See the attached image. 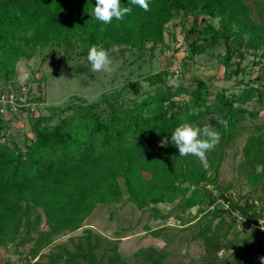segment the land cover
Wrapping results in <instances>:
<instances>
[{
	"label": "trees",
	"instance_id": "obj_1",
	"mask_svg": "<svg viewBox=\"0 0 264 264\" xmlns=\"http://www.w3.org/2000/svg\"><path fill=\"white\" fill-rule=\"evenodd\" d=\"M122 6L127 0H121ZM96 0H0V248L18 251L31 244L29 264H128L117 242L103 247V237L91 228L54 244L63 233L81 228L98 203H118L125 195L141 211L153 210L165 218L158 204L173 203L176 221L198 207L195 220L204 244L201 261L191 264H260L264 256V0H150V11L133 6L123 21L103 23L92 16ZM180 18L186 54L184 67L198 55L221 58L224 79L245 72L242 62L253 55L259 73L237 92H211L210 83L193 75L186 85L167 69L149 73V89L126 98L135 84L104 93L87 102L77 97L65 105L47 106L36 113L43 97L31 95L15 79L17 64L48 51L47 60L60 48L93 45L111 51L115 46L139 51L166 44L169 24ZM190 22L189 25L187 23ZM171 34L175 36L172 31ZM222 47L221 54L214 48ZM177 77L179 87L168 83ZM243 78L237 80L242 84ZM15 92L13 101L1 100L4 88ZM42 90V88H40ZM185 94L181 100L175 97ZM197 110L198 114H193ZM4 111L27 114L31 132L24 144L6 135ZM227 120V128L218 122ZM212 125L221 140L207 153V167L195 156H179L171 143L180 123ZM249 130L237 167L250 190L234 199L233 184L220 183L228 148ZM211 186V187H209ZM217 189L218 193H214ZM244 200V202H242ZM220 202V203H219ZM239 220L251 226L243 233ZM261 221V224H260ZM46 227H41L42 224ZM166 225L146 230L160 237ZM53 245L49 251L47 248ZM231 251L228 256L221 251ZM136 255L144 264H166L169 251L142 247Z\"/></svg>",
	"mask_w": 264,
	"mask_h": 264
},
{
	"label": "rangeland",
	"instance_id": "obj_2",
	"mask_svg": "<svg viewBox=\"0 0 264 264\" xmlns=\"http://www.w3.org/2000/svg\"><path fill=\"white\" fill-rule=\"evenodd\" d=\"M253 3V0H250ZM191 21L187 23L190 24ZM180 18L174 20L167 27L165 34L166 44L157 43L151 50H145L142 57L139 51L115 46L110 51V57L114 64V72L109 75L104 72H93L87 60V55L79 54L80 47L72 50L60 48L49 59H45L48 51L38 52L32 59H22L17 64V73L15 79L21 84L23 90L31 91V95H37L41 91L43 99L36 104V113H50L47 106L65 105L77 97L86 99L87 102L98 100L104 93L113 92L122 87L135 84L136 88L129 90L126 98L134 97L137 91L149 89L143 76L167 69L179 75L182 72L183 80L186 85H190L193 75H200L210 83L211 92L220 89H226L233 93L239 91L245 81L253 79L260 71L259 66L253 63V55H248L242 62L245 72L240 74L237 79H224V66L221 58L210 57L209 55H198L194 61H189L183 69L180 66V60L186 54L184 34L182 25H179ZM175 33V36L171 32ZM214 52L223 53L222 47L214 48ZM26 77V78H25ZM243 78L242 84L237 80ZM5 96L9 93L3 86ZM42 88V90H40ZM15 93V92H13ZM188 97L181 94L175 99L181 100ZM77 101V100H76ZM18 115L4 111V117L8 119L6 135L17 140L21 145L24 144V136L31 132L30 123L25 112H19ZM264 120V112L259 121ZM249 130L239 136L235 143L228 148L226 158L220 171V183L228 184L231 182L233 187L229 192L237 199L240 194L250 190L245 183V177L240 175L237 164L242 157V148L245 144ZM211 187V186H209ZM217 194V189H214ZM125 198L118 203H98L92 214L86 218L81 228L74 232L63 233L55 238L54 244L69 242V237H78L84 234V229L91 228L103 237L102 247L98 251L100 254L108 255L111 251H104L109 243L117 242L119 252L127 260L128 264H144L136 252L142 247L154 246L158 249L165 247L169 251L166 264H191L201 261L204 253V244L200 238H195L197 226L195 216H198L197 206L193 207L183 215L189 220L186 226H182L176 221L175 215L179 212L173 208V203H160L158 208L160 213L166 215L165 218L155 217L153 210L141 211L133 203L126 201ZM244 202V200L242 201ZM220 203V202H219ZM261 222V221H260ZM146 225L153 229L166 225L160 237H154L146 230ZM41 227H46L42 224ZM251 226L244 220H239L237 229L243 230L241 235L249 231ZM31 244H27L18 251L13 245L9 244L0 248V264H29L26 261L27 251ZM53 245L45 251H49ZM231 251H221L220 254L228 256Z\"/></svg>",
	"mask_w": 264,
	"mask_h": 264
},
{
	"label": "clouds",
	"instance_id": "obj_3",
	"mask_svg": "<svg viewBox=\"0 0 264 264\" xmlns=\"http://www.w3.org/2000/svg\"><path fill=\"white\" fill-rule=\"evenodd\" d=\"M133 6H137L145 12L151 10L150 0H127V4L124 6H122L121 0H96L91 13L96 20L107 24L111 23L113 19L123 21L126 16L132 14ZM87 60L93 72H104L109 75L114 72V62L110 57V51L105 49L102 44H93L89 48ZM168 83L174 87L180 86L177 77H169ZM193 114H198V111L193 110ZM218 123L224 128L228 126L227 120L222 119ZM220 140L221 133L214 126L200 127L192 122L180 123L171 135V143L178 148L179 156H195L205 167H207V153L213 151ZM258 259L260 264H264V256H260Z\"/></svg>",
	"mask_w": 264,
	"mask_h": 264
},
{
	"label": "built area",
	"instance_id": "obj_4",
	"mask_svg": "<svg viewBox=\"0 0 264 264\" xmlns=\"http://www.w3.org/2000/svg\"><path fill=\"white\" fill-rule=\"evenodd\" d=\"M14 96H15V93L11 92L9 93L7 96H5V92L1 95V100H3L4 102L6 100H9L11 102V100L13 101L14 99Z\"/></svg>",
	"mask_w": 264,
	"mask_h": 264
}]
</instances>
